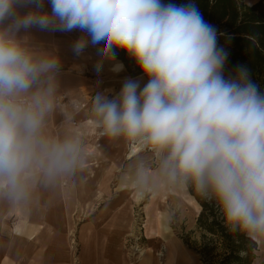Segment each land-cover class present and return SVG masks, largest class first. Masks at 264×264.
<instances>
[{
	"label": "clouds",
	"instance_id": "9594fccd",
	"mask_svg": "<svg viewBox=\"0 0 264 264\" xmlns=\"http://www.w3.org/2000/svg\"><path fill=\"white\" fill-rule=\"evenodd\" d=\"M0 0V194L19 199L25 173L43 158L70 167L75 145L42 135L54 54L29 47V30L80 35L72 52L94 48V70L124 71V50L141 75L98 92L104 134L154 150L159 179L214 203L230 232L264 242V92L249 70L225 77L228 53L197 7L163 0ZM146 79V82H144ZM47 85V86H45Z\"/></svg>",
	"mask_w": 264,
	"mask_h": 264
},
{
	"label": "rangeland",
	"instance_id": "374dc122",
	"mask_svg": "<svg viewBox=\"0 0 264 264\" xmlns=\"http://www.w3.org/2000/svg\"><path fill=\"white\" fill-rule=\"evenodd\" d=\"M43 33L32 38L34 45L49 44L45 52L60 58V69L52 81L54 91L42 135L52 142H73L76 147L71 170L61 168L62 173L68 171L62 176L59 203H63L60 208L51 207L49 223L44 227L51 250L61 248L54 243L61 238L67 242L69 264H81L83 259L87 264H139L143 251L152 252L157 264H203L186 243L200 238L196 204L188 191L166 187L159 179L158 154L143 145L128 157L133 142L121 137L116 144L107 136H97L103 126L97 127L102 121L94 108L95 95L103 87L117 89L116 84L123 79L111 77L107 65L97 75L93 68L85 70L84 65L75 64L72 71L85 78L72 85L68 68L76 57L72 43L80 33ZM121 74L123 78L130 76L125 70ZM97 142L96 155L84 154L86 146ZM34 165L36 175L31 183H24V188L45 189L47 178L42 172L47 167L43 158ZM33 199L39 205L46 196L35 195ZM175 244L180 247L177 256L172 250ZM258 246L253 264H264V242ZM35 247L45 246L37 243Z\"/></svg>",
	"mask_w": 264,
	"mask_h": 264
},
{
	"label": "trees",
	"instance_id": "16d2710c",
	"mask_svg": "<svg viewBox=\"0 0 264 264\" xmlns=\"http://www.w3.org/2000/svg\"><path fill=\"white\" fill-rule=\"evenodd\" d=\"M176 5L194 4L203 19L217 33L218 45L228 53L225 77L238 66L246 67L252 80L264 92V0L252 4L244 0H163ZM118 60L130 76L141 74L135 62L124 50H118ZM196 204V227L200 238L186 242L198 254L203 264H253L259 246L246 235L230 232L214 203L202 200L188 190Z\"/></svg>",
	"mask_w": 264,
	"mask_h": 264
},
{
	"label": "crops",
	"instance_id": "0c3cea01",
	"mask_svg": "<svg viewBox=\"0 0 264 264\" xmlns=\"http://www.w3.org/2000/svg\"><path fill=\"white\" fill-rule=\"evenodd\" d=\"M248 4H252L257 0H244ZM45 7L50 11V6L45 0ZM30 34L24 36L22 34V38L27 40L29 47H31L36 53H42L49 48V44H40L35 46L32 38L43 36L41 31L37 29L29 30ZM44 34V33H43ZM48 36V34H45ZM95 49H92L89 53L82 54L80 56H76L71 66L68 68L73 79L71 81L72 85H75L76 82L82 81L85 77L83 75H76L72 70L75 64L84 65L85 70L89 67V69H94L95 59L93 55L95 54ZM86 73V72H85ZM123 73V72H122ZM122 75V74H121ZM120 78L124 79L122 76ZM140 75V74H139ZM136 77V76H133ZM100 80V79H99ZM145 82V81H144ZM109 84V83H107ZM119 86V84H116ZM99 88V87H98ZM97 92V91H96ZM77 104H74L76 106ZM90 123L92 119L88 120ZM101 125V126H100ZM94 127H96L94 125ZM98 128H102V123L97 125ZM76 139L79 138L76 136ZM73 145L75 143L72 142ZM87 147V146H86ZM37 168V166H36ZM71 167H69V170ZM68 171L63 172L62 176L66 174ZM54 172V171H53ZM53 172H49L47 168L43 170L42 173L48 176L53 174ZM35 174V165L33 164L28 171L25 173L24 183H31ZM30 180H28L27 178ZM32 177V178H30ZM63 178L61 177V181ZM26 183V184H27ZM45 189L33 190L24 188V194L19 199L10 198L4 194H0V264H69L68 252H67V242L58 239L54 241L61 248L52 249L49 247L50 236L47 234L44 229L45 224L49 223L50 220V209L51 207H61L63 203H56V199L60 197L59 193L50 194ZM44 197L46 196V201H42L39 205H35L34 196ZM45 204V205H44ZM5 231L4 235L3 232ZM41 243V246L45 247H35V244ZM175 247V248H174ZM172 250H176L174 255L177 256L180 247L179 245H174ZM171 250V253L173 251ZM145 254H148L150 251H143ZM142 258L140 254V263L142 264ZM81 264H87L83 259Z\"/></svg>",
	"mask_w": 264,
	"mask_h": 264
},
{
	"label": "bare ground",
	"instance_id": "6f19581e",
	"mask_svg": "<svg viewBox=\"0 0 264 264\" xmlns=\"http://www.w3.org/2000/svg\"><path fill=\"white\" fill-rule=\"evenodd\" d=\"M95 56V55H94ZM95 58V57H94ZM120 61V60H119ZM121 62V61H120ZM109 68V73H110V76L111 77H117V76H120L121 73L123 72H120V73H113L112 71H110V65L106 64ZM75 66V65H74ZM79 67V66H78ZM78 69V68H77ZM125 70V68H124ZM79 73H83V69L80 68L78 69ZM105 71V70H104ZM76 73V72H75ZM141 75V74H140ZM140 75H136V77L140 76ZM110 79V78H109ZM108 81V80H107ZM120 81V80H119ZM145 82H146V79H145ZM103 83V82H102ZM121 83H119V86L117 89H114L113 87L109 86V87H103L101 89L100 92H105V93H108L110 92V90H115V91H118L119 90V87H120ZM97 93V92H96ZM102 131V132H101ZM101 135L103 136H107L104 134V131L103 129H101L98 133H97V136L100 137ZM108 137V136H107ZM110 138V137H109ZM121 138V137H120ZM120 138H110L113 142H115L117 144V141L120 139ZM76 139V138H75ZM100 139V138H99ZM100 146V144L97 143H94V144H90L88 145L87 147H85V151H84V154L86 155H89V156H94L96 155V153L99 151L98 150V147ZM129 146V145H127ZM141 146H143V144H139V143H131V146L129 147L130 150L129 151V156H134L135 154H137L140 150H141ZM75 154V153H74ZM96 161V160H95ZM85 165V164H84ZM61 169L59 170H56L53 172V174L49 175L48 176V179L46 180L45 184H46V189L47 191L50 193V194H54V193H59L60 194V197H58L55 201L56 203H59L61 202V197H63V180L61 181V177H62V174H61ZM35 175V174H34ZM27 178V177H26ZM32 178V177H30ZM28 179V178H27ZM29 180V179H28ZM30 181V180H29ZM54 190V192H53ZM53 192V193H52ZM45 205V204H44ZM141 256H143L142 258V264H157V261L155 259V257L153 256V253L152 252H149L148 254H145L144 252H141Z\"/></svg>",
	"mask_w": 264,
	"mask_h": 264
}]
</instances>
